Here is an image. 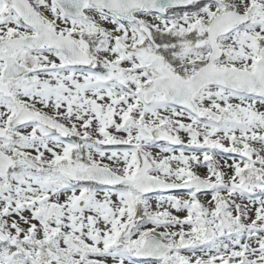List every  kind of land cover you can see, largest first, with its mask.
<instances>
[{
  "label": "snow or ice",
  "instance_id": "6c2138e0",
  "mask_svg": "<svg viewBox=\"0 0 264 264\" xmlns=\"http://www.w3.org/2000/svg\"><path fill=\"white\" fill-rule=\"evenodd\" d=\"M0 264H264V0H0Z\"/></svg>",
  "mask_w": 264,
  "mask_h": 264
}]
</instances>
